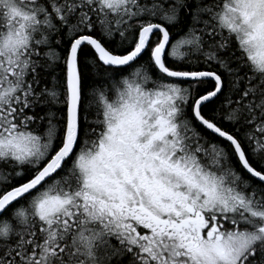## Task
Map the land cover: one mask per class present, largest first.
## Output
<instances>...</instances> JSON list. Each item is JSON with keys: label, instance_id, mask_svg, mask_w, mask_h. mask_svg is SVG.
<instances>
[{"label": "snow or ice", "instance_id": "snow-or-ice-1", "mask_svg": "<svg viewBox=\"0 0 264 264\" xmlns=\"http://www.w3.org/2000/svg\"><path fill=\"white\" fill-rule=\"evenodd\" d=\"M0 264H264V0H0Z\"/></svg>", "mask_w": 264, "mask_h": 264}]
</instances>
